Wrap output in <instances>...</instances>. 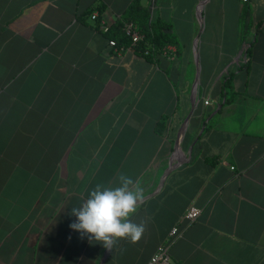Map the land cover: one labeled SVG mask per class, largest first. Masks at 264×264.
<instances>
[{"label": "crops", "instance_id": "1", "mask_svg": "<svg viewBox=\"0 0 264 264\" xmlns=\"http://www.w3.org/2000/svg\"><path fill=\"white\" fill-rule=\"evenodd\" d=\"M132 1L0 0V264H148L175 226L179 264H264V0H141L177 40L153 59L85 17ZM122 173L146 229L108 251L71 211Z\"/></svg>", "mask_w": 264, "mask_h": 264}, {"label": "clouds", "instance_id": "2", "mask_svg": "<svg viewBox=\"0 0 264 264\" xmlns=\"http://www.w3.org/2000/svg\"><path fill=\"white\" fill-rule=\"evenodd\" d=\"M118 180L119 186L114 188L96 185L89 197L71 211L77 219L70 227L108 251L120 239L138 242L146 229L144 222L137 224L130 219L144 200L143 187L123 173Z\"/></svg>", "mask_w": 264, "mask_h": 264}, {"label": "trees", "instance_id": "3", "mask_svg": "<svg viewBox=\"0 0 264 264\" xmlns=\"http://www.w3.org/2000/svg\"><path fill=\"white\" fill-rule=\"evenodd\" d=\"M105 4H97L90 7L85 12V17H92L94 12H97V17L94 18L97 25H100L102 13L105 11ZM251 14L252 10L249 3H245L241 13L242 33L248 35L251 29ZM132 23L139 34V39L134 41L127 34L126 26ZM261 24L256 27L257 35L260 32ZM171 23L162 17L154 18L152 10L149 6L143 5L141 0H133L124 10L121 16L111 25H109L106 34L110 39L116 40L119 45L125 48H131L138 54L144 55L149 59H153L157 54L167 51L169 45L177 44L175 35L171 32ZM257 39V36L254 38ZM254 39L250 43H254ZM247 54L251 52V47L246 48ZM225 87H232L231 77L225 82ZM168 116L163 117L159 122V130L164 128L165 121Z\"/></svg>", "mask_w": 264, "mask_h": 264}, {"label": "built area", "instance_id": "4", "mask_svg": "<svg viewBox=\"0 0 264 264\" xmlns=\"http://www.w3.org/2000/svg\"><path fill=\"white\" fill-rule=\"evenodd\" d=\"M97 17V13L94 12V14L92 15V18H96ZM101 29L103 31H108L109 29V24L106 23L105 20H101L100 25ZM126 32L128 35H130L134 41H137L139 39V34L136 31L134 25L132 23L127 24L126 26ZM110 44L112 46H114L117 50H124L126 49L125 46L119 45L116 40L111 39L110 40ZM205 103H209V100H205ZM201 214V209L198 207H191L185 214L184 216V220L186 221V224H190L192 222H194L199 215ZM183 234V229L179 226H175L173 227L172 231H171V237L170 239L161 244L158 249L156 250V252L152 255V257L150 258V261L148 264H174L171 260V253H170V249L171 246L173 245V243L175 242V240L180 237Z\"/></svg>", "mask_w": 264, "mask_h": 264}, {"label": "water", "instance_id": "5", "mask_svg": "<svg viewBox=\"0 0 264 264\" xmlns=\"http://www.w3.org/2000/svg\"><path fill=\"white\" fill-rule=\"evenodd\" d=\"M195 103H196V99L194 100V105H193V107H195ZM191 151H192V150H191ZM185 162H186V160H185V161H182V160H181V161H179V162L173 164V165L167 170V173L170 172L171 170L175 169L176 167L182 165V164L185 163ZM167 173H166V174H167Z\"/></svg>", "mask_w": 264, "mask_h": 264}, {"label": "rangeland", "instance_id": "6", "mask_svg": "<svg viewBox=\"0 0 264 264\" xmlns=\"http://www.w3.org/2000/svg\"><path fill=\"white\" fill-rule=\"evenodd\" d=\"M258 17L257 16H255V17H253L252 18V22H255V20L257 19ZM248 47V46H247ZM184 145V144H183ZM184 146H186V145H184ZM171 260H172V262L174 263V264H179V263H177L172 257H171Z\"/></svg>", "mask_w": 264, "mask_h": 264}]
</instances>
